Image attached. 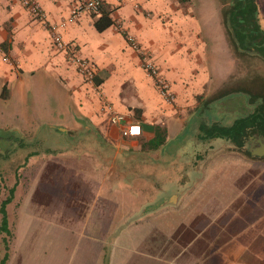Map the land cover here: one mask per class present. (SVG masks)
<instances>
[{"label": "crops", "instance_id": "0c3cea01", "mask_svg": "<svg viewBox=\"0 0 264 264\" xmlns=\"http://www.w3.org/2000/svg\"><path fill=\"white\" fill-rule=\"evenodd\" d=\"M38 1L45 21L20 0H0L2 154H24L14 186L28 189L25 197L39 188L60 191L32 215L20 205L21 218L44 226L35 229L48 246L33 264H264V235L236 223L230 193L240 180L250 191L260 171L231 174L232 164L253 158L230 154L231 139L200 136L219 123L211 109L204 128L202 118L189 117L206 90L217 93L213 101L262 93L243 79L228 86L234 72L228 43L219 44L225 55L208 70L211 87L202 70L209 68L207 45L181 0H105L114 24L104 30L95 25L102 12L71 17L77 0ZM56 35L94 63V82L56 47ZM131 39L170 83L173 102L142 67ZM105 104L125 121L112 123ZM130 123L141 125L139 136H123ZM201 144L209 146L204 153ZM224 175L226 186L216 193L215 176ZM7 212L13 223L8 206Z\"/></svg>", "mask_w": 264, "mask_h": 264}, {"label": "rangeland", "instance_id": "374dc122", "mask_svg": "<svg viewBox=\"0 0 264 264\" xmlns=\"http://www.w3.org/2000/svg\"><path fill=\"white\" fill-rule=\"evenodd\" d=\"M254 2L257 7L254 18L257 27L253 28L254 30H252V32L254 35L264 37V0H254ZM234 4L235 0H190L184 3V7L187 8V11L193 14L194 23H196V27L199 28V33L202 34L203 40L207 45L206 54L209 68H204V65L202 67V70L206 74L205 80L210 81L211 87L215 86V78L208 75V70L211 74L215 66L219 64H217L218 60L221 56L225 55V49H227L228 52L231 51L233 54L234 61V72L233 76H230L228 79V82L230 81L228 86L230 84L234 86L242 85L238 83L243 79L245 80L243 86L252 89V91L260 89L262 94H264V85L257 84L258 81L264 80V59L255 54L257 53L255 52L257 51L256 48H252L248 51L243 50L244 52L242 53L237 51L240 47L237 46L238 40L233 30L234 22L232 20V10ZM224 28L226 30V38L224 35ZM250 29L251 27L249 30ZM225 43H228V48H225L223 50L224 52H220L219 48L221 47H218L219 44L224 46ZM258 47L264 48V42ZM216 78L219 79L217 76ZM208 91L209 90H206L204 94L198 96L197 108L191 110L189 117L190 115H199L203 119L206 116L203 115L205 109H211L212 115L218 117V122L220 124L229 125L234 120V117H239L241 113L250 111L248 109L250 105L248 101H244L243 97L223 94L219 101H213L210 100V98L217 95V93L215 94ZM215 142L212 141L211 144ZM208 149V145L204 146L201 144L199 146V151L203 153ZM219 150L220 152H218V154H225V150ZM2 152V148L0 147V207L4 199L12 197V201L8 204V207H10L13 223L9 224L11 230L9 234L0 229V264H33L34 255L43 252L48 246L38 242V238H42V236H40V234L38 235L39 229H35L43 228L44 226L35 224L34 221H32V223L28 222L30 219L27 221L25 217L21 218V215L24 213L20 211V205L25 204V214L28 216L32 215L37 205L41 203L50 204L51 198L56 199L55 197L60 195V191L57 189L45 190L39 188L36 192L34 191L33 194H28L25 197V192H28V189L23 190V188H20L19 191V188L16 187V185L14 186L19 175L21 176L23 174H21L19 167L21 166L20 161L23 160L24 154L15 150L10 158H5ZM228 152L235 156L243 155L250 157L247 151L237 148L236 146H233ZM231 167V169L234 170L229 169V172L234 175H237L238 172L246 173L248 170V172L260 171V176H258V180L254 181V186L250 188V191L248 189V192H243L240 180L238 181L239 186H234L230 189V193H232L235 211L234 220L236 223H251L252 228L249 233H254V236H257V232H261L260 234L264 235V158L261 160L253 159L250 161V165L248 163L243 166L239 162L237 164H232ZM215 177H217L215 187H217L216 193H218L221 185L222 187L224 185L226 186V175H224L221 181H219L218 176ZM13 187L14 191L12 190ZM213 207L216 208L218 205H213ZM1 219L2 214L0 212V227ZM259 223H261L260 231L257 228ZM45 234L48 235V232ZM6 255L8 256L6 257Z\"/></svg>", "mask_w": 264, "mask_h": 264}, {"label": "trees", "instance_id": "16d2710c", "mask_svg": "<svg viewBox=\"0 0 264 264\" xmlns=\"http://www.w3.org/2000/svg\"><path fill=\"white\" fill-rule=\"evenodd\" d=\"M190 0H181V2L186 3ZM256 4L254 0H235V4L232 10V20L234 22V33L238 40V47L240 49L248 51L252 48H256L257 52L264 56V48L258 47L264 42V37L259 35H254L252 30L256 28L255 12ZM114 24V20L110 17V13L107 9H102V16L95 22L96 27L99 30H104L105 28ZM251 29L249 30V28ZM248 42V47H247ZM259 44V45H257ZM240 49H237L240 51ZM261 93V92H260ZM236 95L241 94L240 92L235 93ZM243 96V95H242ZM250 105L248 108L250 111L239 117H236L232 124L228 126H221L222 124L213 122L212 127H210L206 132L200 136L202 138H214V137H224L237 143L238 146H244V143L248 137H250L255 132L264 133V94H244L243 96ZM201 118L199 115H196ZM208 123L207 120L202 119V126ZM204 128V126H203ZM2 133L0 132V145H1ZM14 191V187L12 189ZM12 201V197H7L1 203L0 212L2 214L1 219V231L6 233H11L9 228L8 212L7 206ZM8 255H6L7 257Z\"/></svg>", "mask_w": 264, "mask_h": 264}, {"label": "built area", "instance_id": "2783aa9c", "mask_svg": "<svg viewBox=\"0 0 264 264\" xmlns=\"http://www.w3.org/2000/svg\"><path fill=\"white\" fill-rule=\"evenodd\" d=\"M104 1L105 0H77L72 10L71 17L77 19L85 13L99 15L102 12ZM20 2L38 20H46V13L38 0H20ZM131 43L136 50L141 51L143 56L142 67L154 79L162 97L169 102H173L175 100V94L171 89V85L163 74H161L154 60L135 40L131 39ZM55 44L58 49L69 53L71 61L76 65L79 74L83 76L86 81L91 83L94 82L97 69L91 60L80 54L75 44L66 42L60 35L55 36ZM104 108L111 113L112 123L119 124L125 121V115L114 111L110 104H105ZM141 132L142 127L138 123L127 124L122 129L123 136H139Z\"/></svg>", "mask_w": 264, "mask_h": 264}, {"label": "flooded vegetation", "instance_id": "af4514ba", "mask_svg": "<svg viewBox=\"0 0 264 264\" xmlns=\"http://www.w3.org/2000/svg\"><path fill=\"white\" fill-rule=\"evenodd\" d=\"M251 52H252V51H251ZM255 52H257V51H255ZM253 53H254V52H253ZM255 54L259 55L261 58L264 59V56L261 55L259 52L255 53ZM242 114H246V113H241V115H242ZM241 115H240V116H241ZM235 118H236V117H234L233 119L235 120ZM234 120H233V121H234ZM233 121H232V123H233ZM232 123H230V124H232ZM230 124H229V125H230ZM259 137H264V133H261V132H255L254 134H252L250 137H248V138L246 139V141H245V143H244V146H242V147H241V146H238L237 143L234 142V140H232V141H233V146H236L237 148H240V149H244L245 151L248 152V154L250 155V157H252L253 159L261 160V159L264 158V155L259 156V155L255 154V152L261 151V143L264 142V140H263L262 142H258L257 139H258ZM254 139H256V142H255V143H257L256 146L253 145V144H254V143H253V140H254Z\"/></svg>", "mask_w": 264, "mask_h": 264}, {"label": "water", "instance_id": "95a60500", "mask_svg": "<svg viewBox=\"0 0 264 264\" xmlns=\"http://www.w3.org/2000/svg\"><path fill=\"white\" fill-rule=\"evenodd\" d=\"M262 139L264 140V137H262ZM255 154H257L259 156L264 155V142L261 143V151L255 152Z\"/></svg>", "mask_w": 264, "mask_h": 264}]
</instances>
